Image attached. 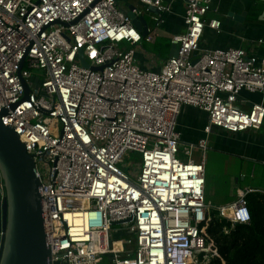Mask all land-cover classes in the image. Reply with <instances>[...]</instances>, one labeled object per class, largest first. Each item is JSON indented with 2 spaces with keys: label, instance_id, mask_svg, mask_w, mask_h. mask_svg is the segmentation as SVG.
<instances>
[{
  "label": "built area",
  "instance_id": "built-area-1",
  "mask_svg": "<svg viewBox=\"0 0 264 264\" xmlns=\"http://www.w3.org/2000/svg\"><path fill=\"white\" fill-rule=\"evenodd\" d=\"M140 3L136 15L155 23L146 37L117 0H0V113L35 159L53 264H209L221 258L212 212L251 222L254 189L207 202L205 161L214 127L263 126L264 102L244 109L238 99L264 95V57L203 49L205 28L220 31L221 21L208 18L213 0H185L177 54L142 67L137 48L153 41L171 2ZM184 106L208 114L197 143L179 131Z\"/></svg>",
  "mask_w": 264,
  "mask_h": 264
},
{
  "label": "crops",
  "instance_id": "crops-1",
  "mask_svg": "<svg viewBox=\"0 0 264 264\" xmlns=\"http://www.w3.org/2000/svg\"><path fill=\"white\" fill-rule=\"evenodd\" d=\"M117 1L119 6L127 10L130 4L136 5L137 8L141 7L140 0H129L126 3L123 0ZM166 1L171 2V10L165 13L164 22L159 29H155L154 36L173 38V35L184 30L185 0ZM263 14L264 0H213L208 18L219 19L221 29L217 31L206 27L201 47L203 49L242 47L248 53L264 57ZM149 25L154 27L155 23L151 21ZM136 58L142 67H150L154 59L158 63L166 60L154 52L149 53L143 44L137 48ZM262 101L264 102V95L261 93L243 90L238 104L244 109H249L253 103ZM207 123L206 112L192 106H184L178 127L183 141L197 143L206 136L204 127ZM210 146L207 158L211 153L221 154L232 158V163L225 171H209L205 161V197L208 203L215 207L228 205L238 199L241 191L247 189L264 191V124L260 129L239 133L214 127L210 135Z\"/></svg>",
  "mask_w": 264,
  "mask_h": 264
},
{
  "label": "water",
  "instance_id": "water-1",
  "mask_svg": "<svg viewBox=\"0 0 264 264\" xmlns=\"http://www.w3.org/2000/svg\"><path fill=\"white\" fill-rule=\"evenodd\" d=\"M136 5L130 4L128 15L143 37L149 34L146 15L137 16ZM149 11L160 14L155 7ZM177 54V44L172 42L170 56ZM81 62L89 66L83 50ZM101 69V68H98ZM26 94L29 86L23 80ZM0 113V181L3 180L6 197L0 196V264H53L51 247L47 242L45 219L41 199V179L36 173V163L16 131L6 126ZM58 264V263H56Z\"/></svg>",
  "mask_w": 264,
  "mask_h": 264
},
{
  "label": "trees",
  "instance_id": "trees-1",
  "mask_svg": "<svg viewBox=\"0 0 264 264\" xmlns=\"http://www.w3.org/2000/svg\"><path fill=\"white\" fill-rule=\"evenodd\" d=\"M171 48V37L158 35L154 38L152 50L160 58L167 59ZM246 199L251 212L248 224L232 226L229 220L218 216L217 211L212 212L208 234L221 258H213L209 264H264V193L250 192Z\"/></svg>",
  "mask_w": 264,
  "mask_h": 264
},
{
  "label": "rangeland",
  "instance_id": "rangeland-1",
  "mask_svg": "<svg viewBox=\"0 0 264 264\" xmlns=\"http://www.w3.org/2000/svg\"><path fill=\"white\" fill-rule=\"evenodd\" d=\"M124 3H126L129 0H123ZM138 3V2H137ZM141 6V4H140ZM156 35V30L154 29L153 32ZM163 36V35H162ZM157 37V36H156ZM159 40H162L161 38H159ZM144 45L146 50L150 53L153 52V42L150 43L148 41H146L145 39H143L141 45ZM195 157L198 158L200 157V151H196L195 152ZM132 160H138L137 162H140V154L139 153H131V157ZM232 158H228L226 156H223L221 154H214L211 153V155H209V157H206V166L208 168V170H216V171H225L228 167L231 166L232 163Z\"/></svg>",
  "mask_w": 264,
  "mask_h": 264
}]
</instances>
